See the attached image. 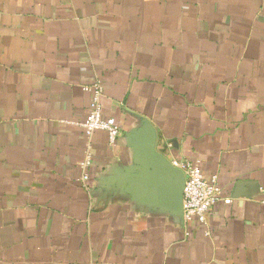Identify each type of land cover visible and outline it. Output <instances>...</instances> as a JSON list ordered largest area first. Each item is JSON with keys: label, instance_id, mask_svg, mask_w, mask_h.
Returning <instances> with one entry per match:
<instances>
[{"label": "crops", "instance_id": "obj_1", "mask_svg": "<svg viewBox=\"0 0 264 264\" xmlns=\"http://www.w3.org/2000/svg\"><path fill=\"white\" fill-rule=\"evenodd\" d=\"M96 78L120 134L93 132L85 189ZM144 124L217 176L205 225ZM0 264H264V0H0Z\"/></svg>", "mask_w": 264, "mask_h": 264}, {"label": "built area", "instance_id": "obj_2", "mask_svg": "<svg viewBox=\"0 0 264 264\" xmlns=\"http://www.w3.org/2000/svg\"><path fill=\"white\" fill-rule=\"evenodd\" d=\"M83 90L88 92L90 100L86 117L80 124L86 148L85 157L78 163V167L82 170L79 181L85 189H89L88 169L92 164L90 138L93 132L95 130L105 131L109 144H114L120 134V129L113 118L102 116L101 98L104 88L101 80L96 78L90 85L83 86ZM171 164L181 170L185 176L182 190V219L185 222L205 225L208 214L218 200L223 199L225 203L230 202L228 197H221L217 176H206L200 167L199 160L173 158ZM207 233L206 229L205 234Z\"/></svg>", "mask_w": 264, "mask_h": 264}, {"label": "water", "instance_id": "obj_3", "mask_svg": "<svg viewBox=\"0 0 264 264\" xmlns=\"http://www.w3.org/2000/svg\"><path fill=\"white\" fill-rule=\"evenodd\" d=\"M132 138L136 143L135 146L144 152L146 158L154 164L156 169L172 179L173 185H171L169 191V206L182 217V190L185 183L182 171L172 166L161 154L154 151V131L147 124L137 130Z\"/></svg>", "mask_w": 264, "mask_h": 264}]
</instances>
